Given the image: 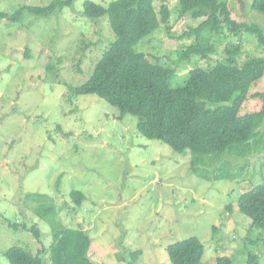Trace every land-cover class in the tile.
Segmentation results:
<instances>
[{"label":"rangeland","instance_id":"obj_1","mask_svg":"<svg viewBox=\"0 0 264 264\" xmlns=\"http://www.w3.org/2000/svg\"><path fill=\"white\" fill-rule=\"evenodd\" d=\"M65 0H0V11L13 15L24 7H47ZM107 7L115 0H75L72 6L37 18L26 11L21 20H0V264L4 253L18 246L32 254L52 242L51 228L36 213L52 204L56 222L88 232V256L96 264H171L167 247L191 237L205 247L202 264L228 257L247 264L250 256L264 264V232L252 228L238 209L239 197L264 181V146L245 158L225 157L213 168L200 166L204 178L191 170L189 152L140 135L139 117H121L117 108L94 95L69 99V88L85 83L95 64L115 40L107 18L83 16V4ZM158 12L162 0H154ZM238 23L256 24L264 33V15L252 10L253 0H222ZM165 27L146 37L136 51L151 60H165L173 69L174 88L182 87L193 68L206 69L227 59L225 48L238 45L239 62L264 58L255 36L210 34L215 52L203 60H181L193 38L180 40L203 19L181 17L177 0ZM264 90V77L250 95ZM261 100L249 98L242 110L260 111ZM264 135V124L259 128ZM231 179L216 180L224 164ZM81 192L80 208L70 200ZM43 194L42 205L25 199ZM17 224V230L8 227ZM23 225L27 228L23 229ZM39 231L37 239L30 229ZM139 252L137 261L133 253ZM254 260V261H255Z\"/></svg>","mask_w":264,"mask_h":264},{"label":"trees","instance_id":"obj_2","mask_svg":"<svg viewBox=\"0 0 264 264\" xmlns=\"http://www.w3.org/2000/svg\"><path fill=\"white\" fill-rule=\"evenodd\" d=\"M75 0L57 1L47 7H24L13 15L0 11V20L20 21L26 11L37 18H48L55 11L72 6ZM168 0H162L157 12L154 0H115L107 7L91 1L83 4V16L90 20L107 18L115 40L109 44L88 80L70 87L69 99L94 95L117 108L120 116L142 119L137 131L144 138L157 140L178 154L189 152L191 170L204 178L199 167L210 166L225 157L245 158L259 153L264 146V135L259 128L264 124V90L250 95L254 85L264 77V58L249 57L239 62L238 45L225 48L227 59L206 69L193 68L182 87L174 88L171 78L175 71L146 54L136 46L146 37L165 27L171 31V11ZM181 17L202 23L188 29L180 40L193 38V42L180 52L181 60L193 57L207 59L215 52L210 43L212 35L223 39L224 29L234 36L249 33L264 45V33L256 24L238 23L232 18L228 3L222 0H177ZM252 10L264 15V0H253ZM210 34H212L210 36ZM249 98L261 100L260 111L241 114ZM230 164H224L216 180L231 179ZM207 177V176H206ZM77 208L84 201L81 192L69 194ZM27 201L42 205L49 202L43 194L26 195ZM239 212L251 221L254 229L264 232V181L242 194L238 201ZM36 213L52 231V242L47 253V264H96L88 256L91 239L81 228L71 229L56 222L54 205L40 206ZM17 230V224H8ZM27 226L23 225V229ZM30 231L39 238V231ZM171 264H202L204 245L195 237L170 245L166 249ZM45 249L32 254L14 246L5 251L9 264H46L42 255ZM139 252L131 256L137 261ZM250 256L247 264H257ZM255 260V261H254ZM215 264H234L228 257H218Z\"/></svg>","mask_w":264,"mask_h":264}]
</instances>
